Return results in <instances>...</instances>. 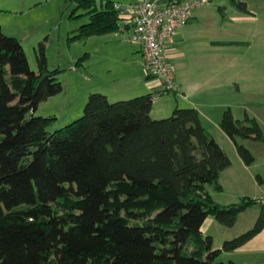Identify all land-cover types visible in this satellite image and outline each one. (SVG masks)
<instances>
[{
	"label": "trees",
	"instance_id": "1",
	"mask_svg": "<svg viewBox=\"0 0 264 264\" xmlns=\"http://www.w3.org/2000/svg\"><path fill=\"white\" fill-rule=\"evenodd\" d=\"M67 3L76 6L72 19H89L72 39L122 30L113 1ZM36 54L34 71L22 42L0 25V264H225L222 254L262 231L264 215L220 249L205 236L210 216L232 228L256 202L213 199L208 187L223 190L232 161L198 110L154 119L152 94L111 102L92 93L81 118L50 132L56 118L37 111L63 85L44 42ZM220 127L252 165L241 140L264 141L259 122L229 108Z\"/></svg>",
	"mask_w": 264,
	"mask_h": 264
},
{
	"label": "crops",
	"instance_id": "2",
	"mask_svg": "<svg viewBox=\"0 0 264 264\" xmlns=\"http://www.w3.org/2000/svg\"><path fill=\"white\" fill-rule=\"evenodd\" d=\"M109 1L131 4L142 0ZM239 1L246 4L248 13L237 8ZM122 26L121 32L129 33ZM137 51L141 58L136 54L132 57L140 59V73L131 83L107 80L96 85L94 92L118 101L152 94L154 119L168 117L177 107L198 110L204 126L232 161L220 177L223 190L212 186L208 191L221 205L244 199L256 202L239 216L249 215L250 224L256 225L264 215V141L241 140L255 157L252 165H246L220 122L230 108L237 120L247 115L255 118L264 134V0H215L194 10L191 21L167 46L179 85L177 92L161 93V81L147 79L139 47ZM212 217L205 225L214 223ZM221 257L226 258L225 264H264V228L245 245Z\"/></svg>",
	"mask_w": 264,
	"mask_h": 264
},
{
	"label": "rangeland",
	"instance_id": "3",
	"mask_svg": "<svg viewBox=\"0 0 264 264\" xmlns=\"http://www.w3.org/2000/svg\"><path fill=\"white\" fill-rule=\"evenodd\" d=\"M75 8V5H68L67 0H0L2 30L22 42L31 69L38 70L36 50L44 42L49 68L60 70L58 80L63 91L43 102L37 111L39 116L56 118L48 129L50 132L84 115L89 95L98 93L93 90L98 89L96 85H104L107 80L131 83L140 73V59L132 57V54L140 56V53L130 41L129 33L120 31L72 39L75 31L89 20L86 15L72 19L70 16ZM84 13L81 9L76 15ZM114 99L109 98L111 102L118 101ZM211 131L215 133L214 129ZM250 219L249 215H244L234 227L228 228L212 217L214 223H207L203 232L205 236L213 237L214 248L220 249L225 241L251 230L255 225L250 224ZM219 260L226 261V258L220 256Z\"/></svg>",
	"mask_w": 264,
	"mask_h": 264
},
{
	"label": "built area",
	"instance_id": "4",
	"mask_svg": "<svg viewBox=\"0 0 264 264\" xmlns=\"http://www.w3.org/2000/svg\"><path fill=\"white\" fill-rule=\"evenodd\" d=\"M214 0H142L131 4L115 3V8L129 31L130 41L139 47L146 75L161 81V93L177 92L174 65L167 56V46L180 28L189 23L194 10ZM264 210V200L261 202Z\"/></svg>",
	"mask_w": 264,
	"mask_h": 264
}]
</instances>
